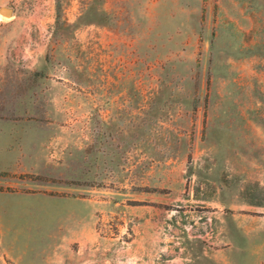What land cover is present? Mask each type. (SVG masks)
<instances>
[{"label": "rangeland", "instance_id": "374dc122", "mask_svg": "<svg viewBox=\"0 0 264 264\" xmlns=\"http://www.w3.org/2000/svg\"><path fill=\"white\" fill-rule=\"evenodd\" d=\"M2 7L0 264H264V0Z\"/></svg>", "mask_w": 264, "mask_h": 264}, {"label": "crops", "instance_id": "0c3cea01", "mask_svg": "<svg viewBox=\"0 0 264 264\" xmlns=\"http://www.w3.org/2000/svg\"><path fill=\"white\" fill-rule=\"evenodd\" d=\"M55 133L54 127L0 126V168L24 166L32 173H44L50 162L47 146L56 139Z\"/></svg>", "mask_w": 264, "mask_h": 264}, {"label": "water", "instance_id": "95a60500", "mask_svg": "<svg viewBox=\"0 0 264 264\" xmlns=\"http://www.w3.org/2000/svg\"><path fill=\"white\" fill-rule=\"evenodd\" d=\"M0 14L4 15L5 17H14L15 9L13 7H2L0 8Z\"/></svg>", "mask_w": 264, "mask_h": 264}, {"label": "bare ground", "instance_id": "6f19581e", "mask_svg": "<svg viewBox=\"0 0 264 264\" xmlns=\"http://www.w3.org/2000/svg\"><path fill=\"white\" fill-rule=\"evenodd\" d=\"M4 19H7V18H5V17H3V16L0 15V21H2Z\"/></svg>", "mask_w": 264, "mask_h": 264}]
</instances>
